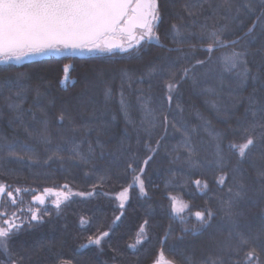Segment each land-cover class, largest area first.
<instances>
[{
	"label": "trees",
	"instance_id": "1",
	"mask_svg": "<svg viewBox=\"0 0 264 264\" xmlns=\"http://www.w3.org/2000/svg\"><path fill=\"white\" fill-rule=\"evenodd\" d=\"M186 2L189 0H160L163 19L159 32L160 42L165 45L163 48L151 42L131 52L117 50L114 54L52 55L26 60L19 65L0 64V83L25 74L22 82L27 86V92L21 107L25 110L32 108L37 117L33 121L32 113H27L25 124L41 127L39 121L44 118V113L40 108H43L50 121L52 140L51 144H46L34 136L28 137L5 99L12 96L16 103H21L14 95L15 87L0 88V183L10 186L17 201L12 205L8 197L0 198V211L16 212L20 216L17 223L21 227L12 235L8 245L11 258L18 260L19 264H61V261L69 264H152L161 248L176 264H185L186 257L191 258V264H200L208 255L215 254L218 243L226 238L227 232L219 215L210 227L195 234L184 233V227L191 228L196 224L195 218L192 217L187 225L182 224L173 216L168 197H180L195 212L204 207L216 210L218 197L226 194V189L221 192L214 183V177L219 172L211 162L215 160L216 145L219 143L229 160L226 171L237 166V156L228 149L229 140L235 139L228 129L230 126L236 128L237 121L243 120L246 115L251 117V113H246L249 98H254L256 102L264 100V31L257 24L254 31L244 37L248 27L264 11V0H230L234 6L250 2L254 8L253 12L242 10L238 19L232 18L234 8L229 13L226 7H221L223 0H190L202 3L203 8L199 9L197 17H188L182 10ZM205 23L210 29L226 25L223 38L239 37L240 42L235 46L217 48L212 53V59L208 60V54L200 49L197 37L189 35L199 33L200 25ZM172 24L181 28L182 34L188 37L187 42L173 43L169 31ZM190 44L197 47L193 49ZM168 48H181L189 54V58L181 60L177 67H191L196 59L207 61L195 69V83L191 78L180 83L173 93L171 108L163 87L166 74L163 78L156 75L151 80L145 76L144 83L138 82L150 65L167 66L171 60L181 56V52H168ZM245 49L248 52L249 75L246 78L237 75L242 67L232 72L225 71L220 58L233 50ZM66 65H70L67 73L71 81L63 85ZM122 82L128 105L127 116L120 106ZM37 88L40 91L38 100ZM107 89L112 90L111 98L105 96ZM148 97H151V106L156 109L154 116L157 122L162 119V111L171 123L182 121L187 126L200 167L193 168L184 162L185 150L181 147L184 133L173 129L171 123L166 132L159 123L150 129L151 135L145 131L149 126L141 124L144 120L141 101ZM177 104L182 111L176 108ZM61 109L69 111L76 124L82 126L75 138L81 151L87 153L88 143L92 144L93 152L87 164L73 156L69 151L72 145L65 144L61 135L57 134L53 117ZM213 130L227 133V138H214L209 134ZM62 135L67 137L71 133L65 131ZM161 136L164 137L161 147L142 177L148 195L142 196L138 188H130L128 199L120 208L115 196L132 183V174L127 170L128 162L142 165V161L151 155L145 144L151 143L155 147ZM8 144L15 145L13 150L22 159L8 156ZM58 145L63 148L60 153L62 159L53 156ZM177 152L181 159L173 163ZM261 152L264 148H257L250 160L239 163L241 178L248 186L249 195L254 198L260 188L257 167L261 163ZM252 160L256 161V166ZM102 176L103 180L100 179ZM197 179L207 180L209 188L198 189L194 184ZM65 184L68 189H63ZM16 188L22 191L15 193ZM45 188L63 192L70 190L71 198L62 203L59 211L50 204L40 207L42 221H30L28 210L35 206L29 200ZM76 193L85 195L78 196ZM242 209L241 224H248L253 231H259L264 223L261 220L264 201L255 204L246 201ZM81 217L91 221V224L81 226ZM117 217L120 219L117 220ZM145 220L148 221V239L134 250L129 245L136 244L137 233ZM101 231L109 232V236L100 246L90 245L89 238H94ZM0 264H9L8 255L2 250Z\"/></svg>",
	"mask_w": 264,
	"mask_h": 264
},
{
	"label": "snow or ice",
	"instance_id": "2",
	"mask_svg": "<svg viewBox=\"0 0 264 264\" xmlns=\"http://www.w3.org/2000/svg\"><path fill=\"white\" fill-rule=\"evenodd\" d=\"M221 7H226V11L231 13L235 9L233 19H238L242 10L253 12L254 8L250 2L234 6L230 0H223ZM264 7V3H262ZM203 8L202 3L186 2L182 6L183 12L188 17H197L199 9ZM183 19V17H180ZM161 3L160 0H0V64H16L19 65L25 60L33 59L37 56L48 55H63L65 53L75 54H99L109 53L114 54L115 51L131 52L142 48L145 44L155 42L159 47H165L161 41L159 26L162 22ZM195 24V19L192 20ZM257 24L264 31V11L256 17L251 27H248L244 33V37H248ZM227 26L220 28H209L208 25L201 24L199 33H189L195 35L200 49L208 54L207 59H212V53L217 48H226L235 46L240 42L241 38L225 39L223 38ZM172 34L173 43L182 44L187 42L188 37L184 36L181 28L176 24H172L169 29ZM121 41L120 44H114L116 38ZM179 37V38H178ZM127 42V47L124 42ZM190 47L195 49L196 44H190ZM181 52V56L171 60L167 66L150 65L148 71L139 78V83H144L145 76L151 80L154 76L160 75L161 78L166 74L167 79L163 81L165 90V99L171 108L174 100L173 93L178 89L183 80L191 78L196 82L194 75L197 66H203L207 61L196 59L195 64L191 67H177L181 60L189 58L188 53H184L181 48H168V52ZM247 49L244 51L233 50L230 54L222 56V65L225 71L232 72L237 68L242 67V71L237 73L238 76L246 78L249 75L246 56ZM165 59H168L167 57ZM25 74H18L14 78H9L0 83V88L15 87V97L20 99L21 103H16L12 96L5 99L8 101V108L15 113V119L18 120L23 127L24 133L28 137H36L46 144H51V132L49 128L50 121L47 118L43 108L40 111L44 113L39 123L41 127L34 128L25 124V116L27 113H32V120L36 121L37 117L32 108L27 110L21 107L23 100L26 98L27 86L22 82ZM125 76L128 74L125 72ZM129 81L132 77H128ZM151 87V84L149 85ZM131 87V84H129ZM37 100L40 97V91L36 90ZM106 98H111L112 90L107 89L105 92ZM143 92H141V97ZM139 99V97H138ZM38 106V104H37ZM120 106L127 116L128 105L125 101L123 92V82L120 90ZM180 109V105H176ZM141 109L144 112V120L142 126L147 124L149 127L145 131L157 127V123L166 132L170 121L167 115L161 111L162 119L157 122L154 113L156 109L151 106V97L141 101ZM182 111V109H180ZM246 113H251L249 118L247 115L243 120L237 121L236 128L228 129V132L235 139L229 140L228 149L237 156V166L226 171L229 163L228 158L224 155L219 143L216 145L214 164L219 175L214 177V183L218 186L221 192L226 189V194L218 197V208L213 210L210 207H204L202 210L192 212L191 206L177 197L169 196L171 210L173 215L180 220L182 224H189L192 217L195 218L196 224L189 227H184V233L196 232L211 226V222L217 215L221 217L224 229L227 236L217 245L215 254L208 255L200 264H264V223H262L259 231H253L250 225L241 224V217L244 215L242 205L246 201H252L253 204L257 201H264V152H261V163L257 167V179L260 183V188L256 191L255 198L249 195L248 186L243 182L240 161L250 160L257 148H264V100L256 102L254 98H249V107ZM57 124V134L61 135V139L65 144H70L72 147L69 151L73 156L78 157L83 163L89 162L93 152L91 142L88 143V151H81L80 145L76 143V136L80 132L82 126H78L72 117L71 113L66 109H61L57 115L53 117ZM179 124V127H177ZM171 127L176 131H182L184 138L181 147L185 150L184 162L188 163L193 168H198L201 165L195 159L196 152L192 145L191 139L188 136L187 126L182 121L171 123ZM67 131L70 136H63ZM195 131V129H193ZM214 138L222 140L227 138V133L216 132L215 130L209 133ZM163 136L155 142V147L151 143H146L145 148L151 155H148L141 164H136L134 161L128 162L127 170L132 174V183L128 188H124L118 193L117 199L120 200V208L124 207V202L128 199L130 188H138L142 196H147L145 190V182L143 174L149 162L153 160L154 155L161 147ZM98 143V141H97ZM8 156L17 157L19 153L14 151V144H8ZM27 147V146H25ZM31 150V149H29ZM63 148L58 145L53 156L61 158L60 153ZM52 157H49L51 159ZM181 159L177 152L173 159V163ZM254 166L256 161L252 160ZM135 165V166H134ZM95 169L93 172L95 173ZM231 172V175L229 174ZM87 175V174H86ZM101 180L104 177H100ZM196 187L200 190H207L209 183L207 180L197 179L194 181ZM63 189H68V185L62 186ZM95 187V186H94ZM22 189L16 188L15 193H20ZM78 196H84L85 193H76ZM87 195L91 196L92 193ZM8 197L10 203H17L14 192L9 185L0 183V198ZM45 196H55L52 201L57 211L60 210L62 203L71 198V192H61L54 188H45L39 195H33V202L38 205L35 209L29 208L30 221L37 223L42 221L41 208L45 204ZM179 204V207L177 205ZM46 211V210H45ZM187 217V218H186ZM20 216L16 212L8 213L0 211V250L8 255L9 264H19L18 260L12 259L9 252V243L12 235L21 227L17 220ZM117 220L120 217L116 218ZM261 220L264 221V210H262ZM81 226L90 225L91 221L81 217ZM148 221L140 226L137 233L136 244L129 245L130 248L136 249L137 245L148 239L146 226ZM170 234V230L165 234V240ZM109 236V232L101 231L94 238H89L90 245L100 246L102 241ZM81 247H87L82 245ZM20 259H23L21 257ZM61 264H69V262L61 261ZM152 264H176L174 259H169L161 248L152 260ZM185 264H191V258H185Z\"/></svg>",
	"mask_w": 264,
	"mask_h": 264
},
{
	"label": "rangeland",
	"instance_id": "3",
	"mask_svg": "<svg viewBox=\"0 0 264 264\" xmlns=\"http://www.w3.org/2000/svg\"><path fill=\"white\" fill-rule=\"evenodd\" d=\"M154 42V41H153ZM124 46L125 47H127V42H124ZM63 55H72V54H70V53H65V54H63ZM63 55H56V56H63ZM75 55H78V56H84V55H95V53L94 54H84V55H80V54H75ZM48 56H52V55H48ZM48 56H37V57H35V58H33V59H38V58H41V57H48ZM31 60V59H30ZM26 61V60H25ZM69 67H70V65H66L65 67H64V71H63V73H64V77H63V79H62V84L64 85V84H67V82H70L71 80L69 79V76H68V69H69ZM139 190V189H138ZM69 191V190H68ZM118 195V194H117ZM117 195L115 196V199H117L116 197H117ZM172 197H177L179 200H181V201H183L180 197H178V196H172ZM117 201H118V204H120V200H118L117 199ZM126 202V201H125ZM124 202V203H125ZM184 202V201H183ZM185 203V202H184ZM170 204H171V202H170ZM177 207H179V204L177 205ZM173 214V213H172ZM174 216V215H173ZM175 217V216H174Z\"/></svg>",
	"mask_w": 264,
	"mask_h": 264
},
{
	"label": "flooded vegetation",
	"instance_id": "4",
	"mask_svg": "<svg viewBox=\"0 0 264 264\" xmlns=\"http://www.w3.org/2000/svg\"><path fill=\"white\" fill-rule=\"evenodd\" d=\"M118 38V37H117ZM119 39V38H118ZM126 42V41H125ZM61 192H63V191H61ZM42 193V192H41ZM41 193H37V194H41ZM31 199H32V197L30 198V202H31ZM54 199H56V197L55 196H45V204L44 205H42V206H39V207H43V206H46V205H48V204H50V205H54L53 203H52V201L54 200ZM31 204H32V202H31ZM33 206H35L34 207V209L36 208V207H38V205H36V204H32Z\"/></svg>",
	"mask_w": 264,
	"mask_h": 264
},
{
	"label": "water",
	"instance_id": "5",
	"mask_svg": "<svg viewBox=\"0 0 264 264\" xmlns=\"http://www.w3.org/2000/svg\"><path fill=\"white\" fill-rule=\"evenodd\" d=\"M114 44H120L121 43V41L118 39V38H116L114 41H112ZM37 195H39V194H37ZM31 202H32V204H35L34 202H33V200L31 199Z\"/></svg>",
	"mask_w": 264,
	"mask_h": 264
}]
</instances>
